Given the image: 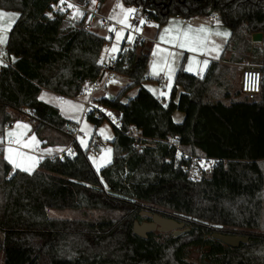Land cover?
I'll list each match as a JSON object with an SVG mask.
<instances>
[{
	"label": "trees",
	"instance_id": "1",
	"mask_svg": "<svg viewBox=\"0 0 264 264\" xmlns=\"http://www.w3.org/2000/svg\"><path fill=\"white\" fill-rule=\"evenodd\" d=\"M128 7H144L149 20L164 26L171 17L217 16L231 29L230 43L242 48L243 59L260 66L264 94V0H121ZM56 0H0V9L18 12L9 34L7 52L15 60L0 69V107L4 124L20 120L22 109L33 112L30 122L45 146L71 145L74 156L44 159L32 174L13 170L0 151V254L3 264H192L191 250L201 252V264H264V170L260 155L227 152V127L221 98L241 95L233 84L235 69L212 62L203 79L187 73L185 58L174 79L170 102L155 97L143 84L151 47L137 42L123 47L113 70L130 83L114 98L99 103L122 112V129L113 126L112 162L99 173L87 153L96 130L107 119L94 115L89 149L74 139L78 125L58 108L39 99L43 90L67 98L78 97L84 81L95 79L103 66V37L62 29L61 16H50ZM263 34V48H253L248 35ZM250 52L252 53L250 55ZM127 55L130 57L127 59ZM241 59V61L243 60ZM178 87L183 93L176 102ZM139 88L128 103L123 97ZM185 120L178 124L173 114ZM216 119L219 126L209 127ZM137 127L144 143L134 148L126 135ZM175 138L191 155L227 159L210 177L193 182L175 167ZM221 151V152H219ZM52 211L119 214L116 220L56 218ZM142 212L184 222L190 232L178 237L151 233L141 238L134 223ZM214 234L245 237L248 243L231 248Z\"/></svg>",
	"mask_w": 264,
	"mask_h": 264
},
{
	"label": "crops",
	"instance_id": "2",
	"mask_svg": "<svg viewBox=\"0 0 264 264\" xmlns=\"http://www.w3.org/2000/svg\"><path fill=\"white\" fill-rule=\"evenodd\" d=\"M0 11L14 14L13 19L15 20V23L19 19L20 14L18 12H10L1 9ZM0 22L7 24L9 22L8 17H5L3 21ZM15 23L12 25V29ZM200 27H204L208 30L206 34L208 35L209 41L215 42V44L220 46L221 50L219 51L218 59L214 58L217 55V53L215 52L208 55H201L199 53L188 51L186 49L173 47L168 43L160 41V36L164 34L165 29H171L172 31L170 35H175L177 33V30L183 32L188 28H191L195 32V30L199 29ZM147 28H148L147 37L148 40H150L148 44L151 47L150 54L153 55V59H149V62L153 61L157 65V70L159 71V75L153 74L152 71L153 67H150V63L148 62V67L146 70V81L144 82L143 86L147 90H149L155 97L161 99L164 105H167L170 102L172 90L174 87L175 75L180 68L183 58H185V63H184L185 71L191 75L198 77L199 79H203L206 76L212 62H219L222 65L234 68L236 71L234 73L233 84L238 89L241 88V80H240V78L242 77L241 72L244 69V63L250 60L251 56L250 58L243 59L245 55L244 50L238 47V45L236 46L235 44L230 43L229 40L232 31L230 28L225 26L220 20H215L214 22H211L210 18L206 16L204 17L197 16L190 19H184L181 17H171L168 20V22L162 27H159L157 23L151 21L148 23ZM11 30L8 33V37ZM216 32H221V33L228 32L230 33V35L225 39L221 36L213 35V33ZM201 35H205V34H201ZM100 36H102V34H100ZM252 38L253 35L250 36L248 35L247 40L251 43L252 49L253 48L262 49L263 40L262 42H254ZM157 46H159L160 49L167 50V52H172L176 54L174 57L170 56L167 58L168 63H170L172 68L174 69V72L172 73L173 78L171 81H169L167 77L168 74L167 65L161 62V57L166 56L167 52H158L157 55H154L153 52H157ZM211 46L212 45L210 43L209 47ZM251 54L252 53L250 52V55ZM193 58L196 61H199L200 63L192 64L193 71H188L187 69L189 65L192 63ZM241 59L243 60L241 61ZM14 60L15 58L10 57L7 52V44L0 45V69L4 66H7L11 61ZM204 60H208L209 62L207 68H204L203 66L202 62ZM161 68L163 69L162 71H160ZM156 78H163L164 80L163 86L159 85ZM165 79L168 81L169 84H171L170 90L168 86H165V82H166ZM153 80H156V83H153ZM128 84H126V86ZM138 91L139 88H134L133 90L128 92L123 97L122 102L128 103L130 99L134 98L137 95ZM161 92L166 93V95L161 96L160 95ZM181 93H183V88L178 87L176 102L178 101ZM42 94H46V100H47V102L45 101L43 102L58 108L64 118L73 121L78 125L79 128L82 122L81 120H78L75 117H73L72 114L73 110L68 108V104L83 106V102L81 101L82 99L73 100L71 98L65 97L66 98L65 100L60 101L59 95L51 93L47 90H43L40 96ZM114 96L105 93L104 95H101L99 98L112 99L114 98ZM220 100L223 101L224 105L227 107L221 109L220 111L223 117H225V121L228 125L227 127H223V128L221 127V132H225V135H227L226 147H225L227 152L232 151L233 153H239L241 155H260L261 158L259 160V163L261 164L264 170V94L263 96H259L253 102H249L241 95L232 96L230 98H225V99L221 98ZM185 118H186L185 114L180 111H176L173 114V120L178 124L182 123L185 120ZM77 120L79 121V123H77ZM13 122H14L13 126H8V125L6 126L4 124V110L0 107V140L3 141V143H0V148H1L0 151L4 159L8 163H9L7 159L8 148L17 149L21 152H24L27 155L34 157L38 161V163L35 164L33 170L30 173L26 172L29 174L35 172L39 168L40 163L46 158H54L56 156H63L64 154L68 156H74V151L71 145H65L61 143H56V145L54 146L43 145L42 141L36 134L34 125L31 122H26L22 120H15ZM219 122L220 121H216V119H214L213 121L210 122L211 125L209 127H213L214 129H216V127L219 126L218 125ZM18 123L26 124L28 127L17 128L16 125ZM9 132L17 133V135L21 138L22 142H27L30 140L32 136H35L36 141L38 143L33 142L31 147H22L21 145L15 143L16 137H9L7 135ZM75 140L78 141L77 137L75 138ZM60 149H63V151H60ZM69 149L71 150L70 152ZM48 150H51V152H49ZM9 164L13 167V170H20L18 168H15L11 163Z\"/></svg>",
	"mask_w": 264,
	"mask_h": 264
},
{
	"label": "built area",
	"instance_id": "3",
	"mask_svg": "<svg viewBox=\"0 0 264 264\" xmlns=\"http://www.w3.org/2000/svg\"><path fill=\"white\" fill-rule=\"evenodd\" d=\"M104 1L105 0H96V4L94 5L92 0H64L63 4L60 3V0H56V2L52 5L50 16H61L63 21L62 29L68 32L83 31L100 36L99 31H102L103 34L100 37L104 38L106 44L111 43L115 37V31H109V28H113L117 31H124L127 36L131 34L134 39L132 42H128L126 39L125 47H123L126 51L122 49L125 54L135 50V44L137 42H147L148 38L143 35V31L150 20L149 14L145 11L144 7H136L135 12L131 14L127 21L128 24L139 26L140 31H134L131 28L117 23L115 19H109L110 16L112 17L113 13L111 10L105 12L103 10L104 7L102 9L101 2L104 3ZM69 4L72 5L71 8L68 7ZM77 13H83V15L81 16ZM209 18L211 22L220 20L217 16H211ZM141 21H144V23L141 24ZM94 28H98L99 31L94 32ZM129 57L130 56L127 55L126 58L128 59ZM149 59H153V55L150 54ZM115 61L116 58L113 61L111 60L109 64L105 65L97 78L84 81L80 95L71 99H86L83 102L84 119H87L92 114L97 119L105 118L109 120L113 126L121 130L123 125L122 112L120 110L110 109L99 103V106L103 108V111H101L102 108L99 109L95 106L96 95L106 90L118 74L113 70ZM156 80L160 86H163V78H156ZM261 88L262 74L260 67L250 63L245 64L241 77V96L249 102H253L260 96ZM66 98L60 96V101H63ZM22 113L23 115L20 120L30 122L33 112L30 109L23 108ZM108 113H111L112 116H109ZM113 117H115V121H113ZM13 125L14 123H11L9 126ZM126 135L134 141V148L142 149L153 146L149 142L144 143L145 138L143 137L141 131L135 126L128 127ZM77 136H83V133L80 132L79 129L75 130L74 139ZM168 144L170 147L175 148L177 152L175 167L180 168L188 176L189 180L193 182H198L204 178L210 177L213 171L223 167L227 162L226 159L195 156L184 152L175 138H170L168 140ZM201 163H204L205 166L201 167Z\"/></svg>",
	"mask_w": 264,
	"mask_h": 264
},
{
	"label": "snow or ice",
	"instance_id": "4",
	"mask_svg": "<svg viewBox=\"0 0 264 264\" xmlns=\"http://www.w3.org/2000/svg\"><path fill=\"white\" fill-rule=\"evenodd\" d=\"M64 0H60V3L63 4ZM92 3L95 5L96 4V0H92ZM68 7H72L71 4L68 5ZM118 7L121 8L122 12L124 13V15L122 17H118V18H115L117 20V23H120L122 25H124L125 27H128V28H131L133 29L134 31H140V28L139 26H134V25H131V24H128L127 21L129 19V17L131 16L132 13L135 12V9H123V6L122 5H118ZM79 15H83V13H77ZM13 16L14 14H10V13H5V12H2L0 11V21H3V19L5 17H8V20L9 22L7 24L5 23H2L0 22V45H6L7 42H8V33L9 31L12 29V25L15 23V20L13 19ZM109 19H114V17H109ZM141 24L144 23V21H141L140 22ZM109 31H115V35H116V42L114 43L113 47L111 49H106L105 51L107 52H110V53H116L118 51H121V49H119L118 45L120 43V40L123 36V33L121 31H117L113 28H109ZM171 29H165L164 30V34L160 36V41L161 42H165V43H168L170 44L171 46L173 47H179L181 49H186L188 51H192V52H196V53H199L201 55H208V54H211L213 52L217 53V55L214 57V58H219V51L221 50L220 49V46L215 44V42H211L208 40V35L206 34L208 32V30L204 27H200L199 29H196L195 32L193 29L191 28H188L187 30L183 31V32H180L179 30H177V33L175 35H170L171 33ZM201 34H205V35H201ZM213 35H216V36H221L223 38H227L230 33L228 32H216V33H213ZM110 39V37H109ZM134 39V37L129 34L127 36V41L128 42H132ZM211 43V47H209V44ZM124 51H126V49H123ZM158 52H167V50L165 49H160L159 46H157V52H154L153 54L154 55H157ZM176 54L175 53H172V52H167V55L164 56V57H161V62L163 64H166L167 67H168V79L171 80L172 78V73L174 72V69L172 68L171 64L168 63V57H174ZM113 59H115V57L113 56L112 57ZM104 61H103V58L100 60V63L102 64ZM195 63H200L199 61H196L194 58L192 59V63L189 65L188 67V71H193V68H192V64H195ZM203 66L204 68H207V65H208V60H204L203 62ZM163 69L161 68L160 71H162ZM202 71V70H201ZM153 74L154 75H159V71L157 70V65L154 63L153 64ZM113 83H115L116 81H112ZM87 87V86H86ZM168 88L169 90L171 89V84L168 85ZM90 92V90H89ZM161 96H164L166 95V93L164 92H161L160 93ZM39 99H41L42 101H45L47 102L46 100V94H42ZM165 107H167V105H165ZM68 108L73 110V111H83V106L82 105H71V104H68ZM63 111V109H62ZM109 116H112L111 113H108ZM113 121H115V117H113ZM77 123H79V121L77 120ZM17 128H27L28 126L26 124H20L18 123L16 125ZM85 129H81V131H84ZM105 130H101V134L104 133ZM9 137H16V140H15V143H17L18 145H21L22 147H31L32 143L33 142H36V137L35 136H32L30 138L29 141L27 142H22L21 138L17 135V133L15 132H9L7 134ZM106 139L108 137H105ZM0 143H3L2 140H0ZM81 144L82 146H84L85 148H87V144L86 142L81 139ZM49 152H51V150H48ZM60 151H63V149H60ZM71 150L69 149V152ZM107 153H110L111 152V149H107L106 150ZM7 159L9 161V163H11L15 168H18L22 171H25V172H31L35 166L36 163H38V161L32 157V156H29L27 155L26 153L24 152H21L17 149H12V148H8L7 149ZM90 159H93V162L96 163L95 159L94 158H91ZM101 165H98L97 167V170H99V167ZM204 163H201V167H204Z\"/></svg>",
	"mask_w": 264,
	"mask_h": 264
},
{
	"label": "rangeland",
	"instance_id": "5",
	"mask_svg": "<svg viewBox=\"0 0 264 264\" xmlns=\"http://www.w3.org/2000/svg\"><path fill=\"white\" fill-rule=\"evenodd\" d=\"M101 4H102V9L104 7L103 10L105 12H107L108 10L112 11V13H113L112 17H114V19L118 18V17H122L124 15V13L122 12L121 8L118 7V5H122L123 9H125V10L130 9V8L136 10L135 7L126 6L121 0H105L104 3L101 2ZM149 22H151V21H149ZM147 27H148V25H146L145 30L143 31V35L146 38H148L147 37L148 28ZM93 31L98 32L99 29L94 28ZM121 32L123 33V36H122L120 43L118 45L119 49H121L123 42L127 39L126 32H124V31H121ZM99 33L103 34L102 31H99ZM115 42H116V35H115V37L111 43H108L104 46V48L100 54L99 63H100V60L103 58L104 62L102 64L100 63L103 66V68L105 65L109 64V62L111 60L112 61L114 60L112 58L113 56L116 58L117 55L120 53V51H118L116 53H110V52L105 51L106 49H111ZM149 42H150V40H147V43H149ZM149 63H150V67H153L154 62L150 61ZM248 63L260 67L258 64L254 63V61L251 59L248 60L247 62H245L244 66H245V64H248ZM241 75H242V72H241ZM167 77H168V74H167ZM172 78H173V76H172ZM172 78H171V80H172ZM171 80H169V81H171ZM240 80H241V78H240ZM113 81H116V82L115 83L111 82L106 90H104L102 93L100 92L96 95L95 106L97 108H99V109L102 108L101 106H99V101H100V99H102V98H99L101 95H104L105 93H107L111 96H114V95L116 96L118 94V92L120 90H122L126 86V84L129 83V80L126 77L121 76L119 74H117L115 76ZM150 82H152V81H150ZM153 83H156V80H153ZM168 84L169 83L166 80L165 86H168ZM85 100L86 99L83 98L81 101L84 102ZM101 111H103V108ZM72 114H73V117H75L78 120H81V122H82L81 125L79 126V128H77V129H79L80 132L83 133V136H77V140H78L77 142L81 146V148L84 151H86L90 148L89 143H90L92 137L94 136L95 125L92 122L87 121L88 118L86 120L84 119L83 111H73ZM82 128L85 130L81 131ZM102 129L105 130L103 134H101ZM105 137H108V138L106 139ZM81 139H83L86 142L87 148L82 146ZM113 139H114L113 125L109 120H106L96 130V136L93 140V145L87 153L88 159H89L93 169L96 171V173H99L102 168L106 167L107 165H109L112 162L113 148H112L111 142L113 141ZM107 149H111V152L107 153L106 152ZM184 152H187V151L185 150ZM90 157L94 158L96 163H94L93 159H90ZM98 165H101L99 167V170H97ZM51 215L53 217H56V218H80V219L85 218V219H90V220H116L119 217V214H117V213L113 214L110 212H103V211H89L85 214L79 213V212H72V211H65V212L52 211ZM141 217L143 218V222H151V219H149L147 216H141ZM260 232L264 233V210H263V215H262V226H261ZM154 233L161 234V235L165 236V235H172L173 231L166 232V233H160V232H154ZM201 255L202 254L199 250L193 249V250H191L190 254L188 255V261L192 264H201ZM0 264H3V257L1 254H0Z\"/></svg>",
	"mask_w": 264,
	"mask_h": 264
},
{
	"label": "water",
	"instance_id": "6",
	"mask_svg": "<svg viewBox=\"0 0 264 264\" xmlns=\"http://www.w3.org/2000/svg\"><path fill=\"white\" fill-rule=\"evenodd\" d=\"M252 39L254 42H262L263 34L256 33L253 35ZM140 215L147 216L151 219V222L139 223L136 221L134 223V232L141 238H147L149 234L154 232L166 233L173 231V235L175 237L190 232V229L186 228V224L184 222L165 218L158 214H152L149 212H142ZM213 238L231 248H238L241 244L248 243L247 238L233 235L214 234Z\"/></svg>",
	"mask_w": 264,
	"mask_h": 264
}]
</instances>
